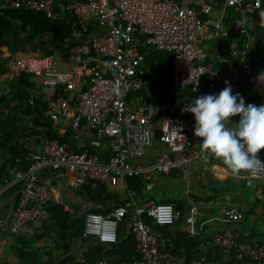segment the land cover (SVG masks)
<instances>
[{"label":"built area","instance_id":"obj_1","mask_svg":"<svg viewBox=\"0 0 264 264\" xmlns=\"http://www.w3.org/2000/svg\"><path fill=\"white\" fill-rule=\"evenodd\" d=\"M0 2L4 9L43 13L51 20L65 15L75 18L70 34L74 44L68 52L75 64L73 69H60L54 54L18 57L11 62L18 72L37 78L44 87L54 90L45 116L53 123L62 122L72 133L70 142L43 140L38 154L35 148L26 147L31 166L25 175H18V180L24 181L21 196L8 226L1 225L14 234H35L48 217L45 208L52 201V194L49 182L40 180L42 171L71 173L75 189L88 184L95 188L125 185L129 189L128 179L140 178L150 191L159 175L174 174L187 181L193 164H209V155L200 150V138L194 136V116L184 111L187 103L203 94H218L229 81L233 94L239 93L249 104L242 92L254 78L256 41L250 28L254 18L260 17L259 26L264 30V0ZM217 5L238 14L232 31L222 18H209ZM218 42H226V47L208 48ZM147 48L172 56V88L156 82L158 72L150 64ZM231 119L233 123L239 121L238 116ZM87 132L108 140L112 155L109 162L87 150ZM40 138L39 135L36 140ZM158 143L166 148L165 153L151 164L139 165L137 161L151 154ZM259 159L264 162V155ZM254 181L260 182L255 199L264 219V171L247 175L248 186ZM129 192L137 215L130 229L140 256L134 264H178L170 254L160 251L158 234L143 217H148L154 226H168L176 222L181 212L168 203L140 206L136 192ZM128 212L129 208L123 205L108 215L89 212L86 235L104 244L118 243L120 226ZM221 212L226 223L244 219V214L231 203H224ZM198 216L199 210L192 208L187 218L191 235L198 232ZM213 243L226 253L235 252L239 261L264 264V247L241 240L231 228L215 234Z\"/></svg>","mask_w":264,"mask_h":264},{"label":"crops","instance_id":"obj_2","mask_svg":"<svg viewBox=\"0 0 264 264\" xmlns=\"http://www.w3.org/2000/svg\"><path fill=\"white\" fill-rule=\"evenodd\" d=\"M235 16L233 10L224 11L221 5H217L209 18L214 20L222 18L224 24L232 31ZM260 19V17H255L250 28L256 41L253 49L256 57L254 78L242 92L247 96L249 103L257 106L264 105V84L256 79L261 72H264V30L259 26ZM232 33L236 35L234 32ZM22 36L23 40H17L19 41L17 44L22 45V48L15 54L11 53L9 49L8 43H12V40L7 43L8 45L0 43V61L3 65V74L0 75V168L3 163L13 162L19 155H23L27 146L35 148L38 152L41 151V144H39V140H36V137L40 135L37 126L40 120H48L43 108H47V104L55 96L53 89L44 87L39 79L31 75L18 72L11 62L18 57L42 56L52 53L55 55L60 69L70 71L75 65L68 54L69 48L74 44L73 39L69 38L58 44H47V48L41 49L36 45L33 47L32 42L25 38V35ZM214 44H209L208 48L213 47L220 50L226 47V42ZM38 53L42 55H38ZM235 123L237 122L235 121ZM53 127L58 133L60 141H71L72 133L62 122H54ZM86 138L87 148L89 146L97 147V154L104 158L103 162H109L112 155L108 140L96 138L90 132H87ZM41 141L43 146V140ZM165 151L166 148L158 143L151 154L138 160L137 163L139 165L151 164L156 161L158 155H162ZM262 155H264V150L258 153V158ZM5 172H9L12 177L16 173V171L10 170V164L5 167ZM247 175L243 174V178L231 176L224 170L223 164L218 159L209 155V164L206 166L200 163L192 165L187 181L176 178L174 174L171 176L159 175L154 181L153 190H147L146 184V193H142L145 181H134L135 186L141 192L138 195L133 190L134 187L129 189L136 192V200L143 207L151 205L155 199L157 202L172 201L174 206H179L178 211L182 213L181 217L184 219L182 222L190 215L192 208L198 209V232L194 236L200 237L204 242L200 244V252L204 255L206 264H226L230 260V254L213 244L215 234L225 229L231 228L239 234L241 240L252 241L264 247V219L261 205L254 197V191L260 182L254 181L248 186L246 184ZM162 178L167 179L165 185L162 183ZM73 179L74 176L68 172L44 170L40 173V180L50 184L52 203L59 204L70 212L72 221L88 214L95 207L105 209L103 214L108 215L115 208L124 205V202H128V200L130 203L132 202L129 189L125 185H119L110 188L116 192L117 199L107 201V207L98 206L91 200L85 187L75 189L72 186ZM170 180L178 181L179 184L175 185ZM17 181L19 180L15 178L12 181L0 178V264H64L68 259L72 260V264H86L92 254L91 250L98 245L97 239L94 237L85 236L74 240L73 235H70L67 240H62L59 234L63 233L60 228H56L54 232L50 231L46 237L41 238L38 236L39 234L25 232L16 235L9 229L1 228V225L8 226L14 211L20 192L14 190ZM262 184L264 186V181ZM119 187L127 189L128 194L124 199L120 196ZM150 198H153L150 203L145 202ZM224 203L236 206L244 214V219L238 223L224 222L221 212ZM109 210L110 212L106 214ZM179 228L182 232L188 229L185 223H179ZM160 235L163 238L162 234ZM175 235L176 233L173 232L172 237ZM240 262V264H255L250 261Z\"/></svg>","mask_w":264,"mask_h":264},{"label":"trees","instance_id":"obj_3","mask_svg":"<svg viewBox=\"0 0 264 264\" xmlns=\"http://www.w3.org/2000/svg\"><path fill=\"white\" fill-rule=\"evenodd\" d=\"M236 14V13H235ZM238 17L236 14L235 18ZM75 21V18L71 15H65L60 20H51L48 19L43 13L32 12L27 10H18V9H4L2 3L0 2V43L7 44L12 40V43H8L9 45L14 46L16 51H20L22 45H18L17 40H23V36L28 38L30 42H32L33 47L35 45L41 49L47 48V44H58L66 39L70 38V34L72 31V25ZM16 38V39H11ZM27 41V42H29ZM29 42V44H30ZM7 44V45H8ZM27 45V44H26ZM71 48V47H70ZM69 48V49H70ZM52 54V53H50ZM49 55V54H46ZM42 55V56H46ZM168 55V54H167ZM156 58L150 56V64L155 65ZM3 65L0 61V75L3 74L2 71ZM159 74L156 77V82L166 88H172L173 86V58L169 55L168 59L161 64V67L158 69ZM48 105V104H47ZM48 107V106H47ZM44 111L47 108H43ZM37 129L40 132L41 140H51V141H59L58 133L54 130L53 123L50 120H40L37 126ZM39 139L40 147H42V141ZM36 151V149H34ZM87 150L91 154H97V147H88ZM26 151V152H25ZM23 152V155H19L17 159L13 162L8 161L3 163L0 168V178H6L9 181H12L14 178L17 180L18 175H25L31 166V163L26 159L27 150ZM38 154V151H36ZM104 160V158L102 157ZM7 161V160H6ZM105 161V160H104ZM10 164V170L16 171L15 176L9 172H5V167ZM130 181V182H129ZM134 181L144 182L140 178H129L128 184L129 188L134 187L133 190L139 194L140 190L137 186H135ZM139 182H136L140 184ZM146 185V182H144ZM1 186V183H0ZM24 186V181H17L14 185V190H19V195L15 207L18 204L19 197L21 196V190ZM86 192L91 197L97 205H104L107 207V201L117 199V194L115 191L110 190V188L100 185L98 187H94L93 185L88 184L85 187ZM142 191V190H141ZM141 193V192H140ZM130 199L133 201L131 194L129 192ZM136 195V196H137ZM135 196V199H136ZM153 198L148 199V202ZM156 200V199H155ZM153 200L154 203L147 206L150 207L152 205L160 204V203H168L173 204L172 201L166 202H157ZM123 206H127L129 208L128 214L124 222L121 223L120 232H119V242L115 244H104L97 240L98 245L95 246L90 253L88 258V262L86 264H99L102 261H105L107 264H134L136 261L140 259V256L137 252L136 245L137 241L133 234L131 233V225L133 220L137 219V215L133 212L132 203L130 204V200L128 202H124ZM130 204V205H129ZM174 205V204H173ZM14 207V209H15ZM48 213V217L43 222V225L35 234H39L41 238L46 237V235L50 231H55L56 228H60L63 234H59L62 240H67L70 235H73L74 240L81 239L86 235V218L87 214L83 217L72 221L71 214L68 212L63 206L52 203H48L45 208ZM90 212L105 213V209H101L99 207H95ZM110 212L107 211L106 214ZM111 213V212H110ZM109 213V214H110ZM180 216L176 219V222L172 225L168 226H154L152 221L148 217H143L145 223L150 225L153 230L158 234V242L160 251L163 253H170L173 257V260L178 264H187L193 260L204 259V255L200 252V244L204 243L203 240L198 237L191 235L188 232V229L182 232L179 228V223L184 224L188 227L187 218L184 222V219ZM181 217V218H180ZM173 232L176 233L174 237H172ZM25 233V232H24ZM14 234V233H13ZM23 233H18L16 235H21ZM163 238L161 237V235ZM89 237V236H88ZM170 237V238H169ZM214 244V243H213ZM161 245V246H160ZM215 245V244H214ZM220 250L224 251L222 248L215 245ZM225 252V251H224ZM226 253V252H225ZM230 260L226 262V264H240L241 262L237 259L236 253L231 252ZM21 257V255H18ZM246 262L248 260H242ZM72 260L68 259L64 262V264H72Z\"/></svg>","mask_w":264,"mask_h":264},{"label":"clouds","instance_id":"obj_4","mask_svg":"<svg viewBox=\"0 0 264 264\" xmlns=\"http://www.w3.org/2000/svg\"><path fill=\"white\" fill-rule=\"evenodd\" d=\"M256 79L264 84V72ZM184 111L194 116V136L201 140V152L218 159L231 176L243 178V174L256 176L264 171V162L258 158L264 150V105L246 104L225 81L218 94L200 95ZM237 116L239 121L233 123L231 118Z\"/></svg>","mask_w":264,"mask_h":264},{"label":"rangeland","instance_id":"obj_5","mask_svg":"<svg viewBox=\"0 0 264 264\" xmlns=\"http://www.w3.org/2000/svg\"><path fill=\"white\" fill-rule=\"evenodd\" d=\"M212 44H214V43H212ZM214 45H215V44H214ZM9 49H10L11 53H13V54L17 53V51L15 50V48H14L13 45H9ZM205 49H206V50L208 49L207 46L205 47ZM147 50H148L150 56L152 55V57L156 58L155 65H154V64H153V65H154L155 69L157 70V72H158V74H159L158 69L161 67V64H163L164 61H165L166 59H168L169 54L167 55V54L159 53V52H158L157 50H155L154 48H147ZM38 55H42V54H41V53H38ZM56 60H57V59H56ZM89 67H90V65H89ZM155 179H156V178H155ZM161 180H162V183L165 185L167 179L162 178ZM154 181H155V180H154ZM154 181H153L152 183H154ZM170 182H172V180H170ZM172 183H174L175 185H178V184H179L178 181H174V182H172ZM121 186H122V185H121ZM118 190H119V192H120V196H121V198L124 199V197L128 194V193H127V189H126V188L123 189V188L119 187ZM167 191H168V190H167ZM142 193H146V189H145V184H144V183H143V187H142ZM254 197H255V191H254ZM193 261H194V260H193Z\"/></svg>","mask_w":264,"mask_h":264},{"label":"water","instance_id":"obj_6","mask_svg":"<svg viewBox=\"0 0 264 264\" xmlns=\"http://www.w3.org/2000/svg\"><path fill=\"white\" fill-rule=\"evenodd\" d=\"M175 208H176L177 210H179V206H178V205H176Z\"/></svg>","mask_w":264,"mask_h":264}]
</instances>
